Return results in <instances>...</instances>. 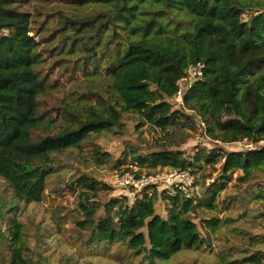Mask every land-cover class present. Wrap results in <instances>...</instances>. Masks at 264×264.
I'll list each match as a JSON object with an SVG mask.
<instances>
[{
	"label": "trees",
	"instance_id": "trees-1",
	"mask_svg": "<svg viewBox=\"0 0 264 264\" xmlns=\"http://www.w3.org/2000/svg\"><path fill=\"white\" fill-rule=\"evenodd\" d=\"M54 1L27 0L40 4L36 17L45 10L38 21L24 0H0V29L8 31L0 37V178L18 202L39 201L63 155L78 159L93 135L119 137L123 115L134 112L166 133L175 126L193 129L198 117L214 147H200L193 156L164 145L147 153L129 147L114 156L115 165L130 156L140 167L168 166L192 176L204 164H219L218 171L194 180L189 196L147 185L131 203L126 196L99 201L98 191L110 185L74 174L65 188L77 197L81 216L71 236L79 248H116L129 264H158L210 245L208 232L237 217L192 213L223 203L218 196L232 180L237 190L225 193V203L242 208L239 216L247 200H260L264 209V0H56L58 5H48ZM197 64L202 74L188 83L177 105L179 81ZM241 141L251 146L223 145ZM86 152L98 164L112 156L100 146ZM236 170L242 174L234 178ZM159 199L169 203L165 216L155 209ZM2 227L6 253L0 264H94L66 251L57 255V263L50 255L34 258L16 215ZM216 254L219 264H264V249L252 243L228 244Z\"/></svg>",
	"mask_w": 264,
	"mask_h": 264
},
{
	"label": "rangeland",
	"instance_id": "rangeland-1",
	"mask_svg": "<svg viewBox=\"0 0 264 264\" xmlns=\"http://www.w3.org/2000/svg\"><path fill=\"white\" fill-rule=\"evenodd\" d=\"M54 3L58 5L56 0L48 5H53ZM24 5L29 8L38 21L44 19L45 10H42L40 17H36L40 4L34 6V4H28L27 0H24ZM50 13L53 14L54 11L51 10ZM243 17L246 18V15ZM49 25L51 26L53 23L50 21ZM185 82L187 81L181 82L183 87ZM123 121L124 126L119 137L117 135H93L90 138V143L85 146L86 151L91 147L97 146L109 151L112 154L109 160L98 164L92 156L86 154V151L78 159L68 154L63 155L58 161V165H62L60 171L48 177L49 184H47L42 198L37 202H31L26 205L18 202L12 196L4 180L0 178V228L3 229L2 224L8 216L16 215L25 225L28 242L32 248L34 258L37 257L38 253L50 255L52 263H57V255L62 253V251H66L75 253L77 257L83 256L94 264H129V258L119 249L111 248L109 251L101 250L97 252L79 248L75 244V240L71 236L74 231L71 228L74 220L81 215L76 195L65 188L66 181L74 174L87 173L111 187L109 190H99L96 199L107 201L110 197L126 196L131 203L134 200L135 193H139V190L135 192L119 185L115 181L116 178L125 174H133L137 170L140 171V175L145 176L157 172L163 173L165 175L164 181L156 183V189L160 192L164 188H172L169 182L166 181V177L176 169H171L168 166L140 167L131 160L130 156L124 159L125 162L123 164L115 165L114 158L121 151L134 147L141 152L147 153L164 145L171 150L184 151L186 155L193 156L200 147L204 146L207 149L214 147L213 141L202 134L203 129L198 117L195 120V128L192 129L187 126L169 127L167 133L143 120L134 112L125 113ZM142 121L143 123L140 125ZM215 143L222 144L219 141H215ZM223 145L227 149L240 150L250 147L251 144L241 141L235 144ZM204 165V170L197 171L193 175V180L198 179L200 181V176L202 174L207 175V173H211L214 176L218 171L219 164L213 166ZM126 169L129 170L125 171ZM241 174V170H236L233 177L235 178ZM259 175H262V173H259ZM171 179L177 181L176 176H172ZM209 182H211L210 179L207 180L206 184ZM235 183V180L227 183L226 190L222 191L218 196V201L224 202L218 203L215 209H206L202 206L197 208V211L192 213V215L218 216L223 219L226 217H237V220L230 224H222L216 232H208L210 245L205 244L197 250H183L164 262H158V264H219L216 250L228 244L246 245L247 243H252L264 249V243L262 242L264 240V209L261 201L247 200L245 210L241 216L238 214L241 213L242 208H236L234 205L225 203V193L232 194L237 190ZM194 189H198V186L194 187ZM150 192L151 190H148V193ZM168 207L169 203L160 199L155 204L156 211L162 216L166 215ZM232 227H237V229L232 230ZM202 230L205 231L204 229ZM3 248L0 245V257L6 253ZM137 261L135 260L134 263Z\"/></svg>",
	"mask_w": 264,
	"mask_h": 264
},
{
	"label": "built area",
	"instance_id": "built-area-1",
	"mask_svg": "<svg viewBox=\"0 0 264 264\" xmlns=\"http://www.w3.org/2000/svg\"><path fill=\"white\" fill-rule=\"evenodd\" d=\"M7 33H8L7 29H0V37L7 35ZM201 74H202V66L200 64L192 66L188 69L186 76L179 81V88L176 91L173 98L177 104H182L183 92L186 90L188 83L192 82L197 77H200ZM185 80L187 82H185V86L183 87L181 82ZM200 124L203 125V123ZM164 176L165 175L163 173L157 172L152 175L151 174H148L147 176L139 175L137 177L136 174L133 173V174H125L122 177L116 178L115 181L119 185L137 192L138 190L141 191L147 185H155L157 187L156 183H159L160 181H164ZM172 176H176L177 181H175V179H171ZM166 181H168L170 186L172 187L171 189H167V190L174 192L175 189H178L184 191L187 196L191 194L190 192L193 189L194 180H193V176L187 173L186 171H182L178 169L173 170L170 173V175L166 177Z\"/></svg>",
	"mask_w": 264,
	"mask_h": 264
}]
</instances>
